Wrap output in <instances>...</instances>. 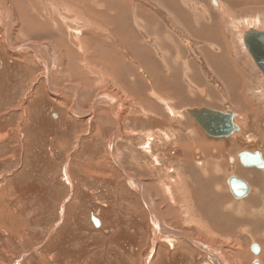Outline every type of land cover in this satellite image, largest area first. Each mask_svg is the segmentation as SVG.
<instances>
[{
  "label": "rangeland",
  "instance_id": "1",
  "mask_svg": "<svg viewBox=\"0 0 264 264\" xmlns=\"http://www.w3.org/2000/svg\"><path fill=\"white\" fill-rule=\"evenodd\" d=\"M29 1L0 0V264H217L211 253L221 264H264V172L236 159L244 150L264 157L263 75L252 83L254 107L235 110L241 134L208 136L187 112L226 97L191 76H212L203 46L229 43L247 56L243 35L264 30V0H34L46 16L55 2L63 14L70 5L82 13L74 16L87 22L78 40L88 65L70 68L79 79L66 67L75 50L55 38L71 39L81 21L61 34L28 31ZM116 11L127 16L117 18L118 35L97 30ZM204 27L215 31L207 37ZM99 35L109 60L97 56ZM231 175L252 186L248 197L232 196ZM214 202L220 210L210 213Z\"/></svg>",
  "mask_w": 264,
  "mask_h": 264
},
{
  "label": "crops",
  "instance_id": "2",
  "mask_svg": "<svg viewBox=\"0 0 264 264\" xmlns=\"http://www.w3.org/2000/svg\"><path fill=\"white\" fill-rule=\"evenodd\" d=\"M70 7L73 6L70 5ZM202 30L207 37L213 33L212 30L215 31L212 27H204ZM206 41L208 42L209 40ZM202 53H200V56L203 57L201 60L207 64V68L212 73V76L208 78V75L204 74L201 68L199 72L196 71L191 75L194 78V82H197L198 78L205 79L210 83V85L206 87V90L209 93L213 95L215 92L221 90L226 94V97L222 99L217 98L215 96L217 94H214L213 97H211V101L216 107H211L218 108L220 107V103L229 102L230 107L240 113L251 110L254 107V104L251 101L249 94L254 92L255 88L252 87V83H257L261 75L248 52L247 56H235L229 43L226 45L220 43L213 45L208 43V45L203 46ZM254 68H257L258 73L254 72L252 76ZM198 75H200V77H198ZM210 89H212L214 93ZM203 90L205 92V89ZM147 139L149 140L150 137ZM214 203L218 204L217 202ZM218 210L220 209L216 208L213 213H216ZM253 232L254 231L252 230L251 234Z\"/></svg>",
  "mask_w": 264,
  "mask_h": 264
},
{
  "label": "water",
  "instance_id": "3",
  "mask_svg": "<svg viewBox=\"0 0 264 264\" xmlns=\"http://www.w3.org/2000/svg\"><path fill=\"white\" fill-rule=\"evenodd\" d=\"M211 4L215 7L216 1L211 0ZM243 44L264 77V30L250 28L243 35ZM187 112L208 136L213 138H229L235 132L240 134V127L234 121L238 114L232 108L218 110L210 107H195L188 109ZM56 116L55 114L53 117ZM238 158L242 166L257 168L264 172V157L260 151H244L239 153ZM200 164L201 162L198 161V165ZM226 182L230 193L235 199L246 198L252 191L249 183L236 175L229 176ZM92 222L95 227H100L101 225V220L97 217L93 216ZM252 251L258 256L260 253L259 245L253 244ZM253 264H260L259 259H256Z\"/></svg>",
  "mask_w": 264,
  "mask_h": 264
},
{
  "label": "bare ground",
  "instance_id": "4",
  "mask_svg": "<svg viewBox=\"0 0 264 264\" xmlns=\"http://www.w3.org/2000/svg\"><path fill=\"white\" fill-rule=\"evenodd\" d=\"M50 1V3L53 5V2L51 1V0H49ZM216 1V6L215 7H217V6H219L220 7V5H219V2H218V0H215ZM25 2V1H24ZM24 2L22 1V5H23V8L24 7H26V6H24ZM30 2V8L27 10V12L26 13H28V14H30L31 16V18L33 19V23H31V24H29V25H26V28H28L30 25H32V24H34V25H37L38 27H40L41 28V26H43V27H46V28H51L52 30H54V31H59L58 33L59 34H61V29H66L67 30V28H69V25H70V23L69 22H72L73 20H80L81 22H79V21H77V22H74L73 24H76V25H80V26H78V27H80L76 32H71V33H73V34H75V35H77V38H76V43H73L72 41H74V36H73V34L72 35H70V38L72 39L73 38V40L72 41H70L71 39H67L66 37L65 38H63V40L61 39V37H59V38H55V40L57 41V44H59L60 46V48L62 47V44H63V42H65L66 44H69V45H71V46H68V48L71 50V52L73 53V49L75 50V56H73L74 57V59H75V65H72V64H67L66 65V67H67V69L68 70H70V68H75L76 69V71H78L79 70V68H80V66H81V64H82V62H85V65H88V62H86V58H85V48H84V43H82L81 41H79L78 40V38H80L81 40H82V38L84 37V35H82L83 34V30H84V28H82L84 25H85V23H87V22H85L84 23V25L82 24V27H81V23H83L82 22V19H80L79 17H78V15H82V13H79V12H77V11H75L73 8L74 7H70V6H68V8H66V14H63L61 11H59L58 10V8H57V6L58 5H56V2H55V7L52 9V10H50V12H49V14L46 16V13H44V11L42 10V8L40 7V4L38 3V5L36 4L37 2L36 1H34V0H30L29 1ZM36 2V3H35ZM26 3V2H25ZM43 3V2H42ZM90 3H92V2H90ZM21 5V6H22ZM93 6V5H92ZM46 7V6H45ZM61 7V6H60ZM49 10V9H48ZM25 11V10H24ZM121 11V10H120ZM120 11L117 13V11L116 12H110V13H108L109 15L108 16H106V15H104L103 14V16L105 17V18H103V16H102V18L105 20V22L104 23H106V24H103L102 22H100V21H102L101 19H97V21H96V26H97V30H99V31H101L102 30V28H104V29H107V28H110L111 26H113L114 27V32H115V34H116V36L118 35L117 34V18L118 19H121V20H124V21H127V16L126 15H124V16H122V14L120 13ZM75 12L76 13H78V15L76 14V16L77 17H75L74 16V14H75ZM26 13L24 12V15L21 17L20 16V19L22 20V18L26 15ZM133 13V12H132ZM118 16V17H117ZM126 16V17H125ZM5 20L6 21H10V20H12V22H11V24L9 25V26H7L6 28V32H9L10 31V29L11 30H13L14 28H15V26H16V24L14 23V21H13V19H15V16H14V14L13 13H10L9 11H8V9H7V7H6V14H5ZM96 18V17H95ZM47 19H48V21L49 22H47ZM107 19V20H106ZM72 20V21H71ZM24 22V21H23ZM25 23V22H24ZM28 23V22H27ZM112 23L114 24V25H112ZM23 24V23H22ZM92 24L93 23H91V26H92ZM128 24H129V22H128ZM58 25V26H57ZM75 25V26H76ZM104 25H106V26H104ZM146 25H147V23H146ZM74 26V28H77V27H75ZM88 26H89V23H88ZM24 26H22V28H23ZM67 27V28H66ZM70 27H72L71 25H70ZM46 28H45V30H43V31H41L40 32V34L41 35H45L46 33H49V31L48 30H46ZM73 28V29H74ZM112 28V27H111ZM69 29H71V28H69ZM68 29V30H69ZM23 31H25V29H22ZM28 31H29V28H28ZM27 31V32H28ZM37 31H38V29H37V27L35 26V32H36V34H37ZM40 31V30H39ZM70 31V30H69ZM87 31V30H86ZM201 31V30H200ZM31 32V31H30ZM42 32H46V33H42ZM29 33V32H28ZM126 39L127 40H129V32H127V30H126ZM203 33V32H202ZM38 35V34H37ZM30 36H31V33H30ZM169 36V35H168ZM207 36V35H206ZM26 37V36H25ZM125 41H126V39L125 38H123ZM69 40V41H68ZM84 40V39H83ZM66 41H68V42H66ZM100 41H103V45L101 44V42ZM105 41H106V38L104 37V36H102V35H99L98 37H97V42H98V45H99V47H100V49L98 50V52H97V56L98 57H102L103 59H108V56H107V52H106V50L102 47V46H105ZM205 41V40H204ZM129 43V42H128ZM201 43V42H200ZM155 46V45H154ZM216 47V46H215ZM34 49V52L35 51H37V48L36 47H34L33 48ZM208 49V48H207ZM51 50V49H50ZM220 50V49H219ZM78 53H77V52ZM52 52L54 53V51H53V49H52ZM220 52V51H219ZM50 54V53H49ZM36 55H37V53H36ZM54 55H55V58H53L52 60H54V61H52V63L54 62V64H56V62L55 61H57V56H56V54L54 53ZM177 56H179V54L177 55ZM176 56V57H177ZM37 57V56H36ZM54 57V56H53ZM212 57V56H211ZM183 58V57H182ZM178 59V58H177ZM109 60V59H108ZM182 60V59H181ZM78 61H80L79 63H78ZM49 62H51V61H49ZM52 63H46L45 65L46 66H49V67H52L53 65H52ZM91 63V62H90ZM164 63H165V60H164ZM164 63H162V64H164ZM118 64V63H117ZM83 65V64H82ZM84 66V65H83ZM89 67V66H88ZM85 68V67H84ZM89 70V69H88ZM69 72V74L68 75H75V72H71V70L70 71H68ZM91 73V72H90ZM90 75V74H89ZM61 76L63 77V76H67V74H64V73H62L61 74ZM76 76V78L77 79H79V75H75ZM51 77H52V75H51ZM46 78L48 79L49 78V81H50V75H49V72L47 73V76H46ZM58 78V77H57ZM51 82V81H50ZM49 83V82H48ZM50 84V83H49ZM80 86V85H79ZM50 87H51V89H52V87L53 86H51L50 85ZM53 91H56V90H53ZM74 92H75V94H77V88H75L74 90H73ZM204 91V90H203ZM110 97V96H109ZM109 100H111V98H107L106 99V103H105V105L106 106H108V108L110 107L109 106ZM103 112H101V114H102ZM99 117V116H98ZM235 160V159H234ZM230 166V165H229ZM186 167V166H185ZM246 168H248V167H246ZM240 168H238V170H239ZM244 171V170H243ZM247 173H249L248 171H246ZM247 174H245V176H246ZM249 177V176H248ZM137 183V182H136ZM217 188H218V186H217ZM169 190V189H168ZM170 191V190H169ZM248 197V196H247ZM244 199V198H243ZM215 206H218L216 203H213V205H212V207H210V209H209V211H210V213H213L214 212V210H215ZM152 207V206H151ZM153 208V207H152ZM208 211V210H207ZM153 214H154V212H153ZM156 215V214H155ZM155 215H152L153 217H154V219H157L156 218V216ZM163 223L164 222H162V221H160L159 219H157V221L155 220V222H154V224H155V227H156V229H157V231H158V233L159 234H161L162 235V228H163ZM206 223V222H205ZM165 224V223H164ZM200 228V227H199ZM162 230V231H161ZM173 233V232H172ZM178 234V233H177ZM255 238V237H254ZM256 239V238H255ZM210 253L208 252V255H209ZM263 255H264V252H263ZM211 257H213V259H212V261L213 262H216L217 264H221L220 263V258L219 257H216L215 256V253H211V255H210ZM239 260V259H238ZM234 264H235V262H234Z\"/></svg>",
  "mask_w": 264,
  "mask_h": 264
},
{
  "label": "flooded vegetation",
  "instance_id": "5",
  "mask_svg": "<svg viewBox=\"0 0 264 264\" xmlns=\"http://www.w3.org/2000/svg\"><path fill=\"white\" fill-rule=\"evenodd\" d=\"M177 58H180V56H177L176 57V59ZM200 93H201V91H200ZM203 107H210V108H214V107H211V106H203ZM214 109H217V108H214ZM221 108H219L218 110H220ZM226 110V109H225ZM235 111V110H234ZM238 116V115H237ZM237 118V117H236ZM240 130H241V128H240ZM241 134V133H240ZM244 151H247V150H244ZM244 151H241V152H244ZM240 152V153H241ZM252 152V151H251ZM253 152H255V151H253ZM238 155H239V153L237 154V160L239 161V158H238ZM235 158L234 157H228V161H229V164H233L234 162H235V160H234ZM201 162V161H200ZM239 163H240V161H239ZM241 164V163H240ZM219 169H216V172H220V171H218ZM237 176V175H236ZM238 177V176H237ZM229 178V177H228ZM239 178H241V177H239ZM243 179V178H242ZM245 180V179H244ZM250 185V184H249ZM251 186V185H250ZM252 187V186H251ZM253 189V188H252ZM252 192V191H251ZM251 194V193H250ZM249 194V195H250ZM253 244H258L259 245V243H257V242H254V243H252L251 244V246H250V250L252 251V246H253ZM259 247H260V252H261V246L259 245ZM252 253H253V251H252ZM260 254V253H259ZM255 255V254H254ZM256 256V255H255ZM256 259H258L257 257L252 261V264L254 263V261L256 260ZM260 261V260H259ZM260 264H261V262H260Z\"/></svg>",
  "mask_w": 264,
  "mask_h": 264
}]
</instances>
